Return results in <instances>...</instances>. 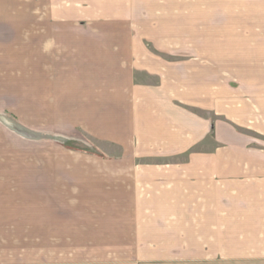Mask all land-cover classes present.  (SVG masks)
Masks as SVG:
<instances>
[{"label":"crops","instance_id":"0c3cea01","mask_svg":"<svg viewBox=\"0 0 264 264\" xmlns=\"http://www.w3.org/2000/svg\"><path fill=\"white\" fill-rule=\"evenodd\" d=\"M7 1L0 134L31 158L0 162V264H264V0ZM135 23L241 36L183 58Z\"/></svg>","mask_w":264,"mask_h":264},{"label":"rangeland","instance_id":"374dc122","mask_svg":"<svg viewBox=\"0 0 264 264\" xmlns=\"http://www.w3.org/2000/svg\"><path fill=\"white\" fill-rule=\"evenodd\" d=\"M13 1L14 3H11ZM42 0H8L7 2H2L1 4V13L2 15L7 16V20L14 22L15 16H23L25 18H30L32 16H37L38 14H41V12L38 10L39 8V3ZM44 2V0H43ZM221 11V9L219 10ZM222 15V13H216L215 16ZM221 21V19H220ZM8 25L11 23H7ZM13 26H19V24H12ZM41 24V29L40 30H45V27L42 26ZM31 24H24V27H31ZM75 26L80 27L82 30H89L95 28L94 24L90 23H85V24H75ZM208 27V32L209 30L211 32L216 33V36L218 37L217 40H212L211 41V47L214 46V48H222L223 47V37H232L233 39L231 40L232 43L240 42L239 37L241 36L240 31L238 30L239 25H235V23L232 24H225V23H217V24H209V25H191L189 24H161V27H163V32L156 38V32L160 29V25L157 24H131V28L134 30H143V36H145V33L148 32L147 34V39H145L142 43L144 47H147L148 49L153 48V49H168L176 54L177 57L182 56L183 58H188L191 57L192 55L198 53V50H200L201 46L199 44L205 42V39H202L203 37L201 35L202 31L204 30V27ZM235 26V27H234ZM254 26V25H253ZM26 30V29H25ZM29 30H31L29 28ZM260 31L264 32V25H261ZM207 32V31H206ZM194 33V34H193ZM173 34V35H172ZM150 35V36H149ZM164 35V37H169L172 35L170 38H165L162 41H160L162 38H159L160 36ZM199 35V36H198ZM236 39V40H235ZM164 44V45H163ZM237 44V46H238ZM153 53V52H151ZM167 53V52H166ZM175 56V55H174ZM0 122L3 124L5 122L4 117L0 115ZM1 133V132H0ZM14 150V151H13ZM11 151L13 153V158L14 159H30L31 158V153L28 154V156L25 158V153L19 152L18 148L13 147L12 145H9L6 140L1 136L0 134V162L4 161L3 157L7 158L11 154ZM15 167L11 168L9 172H14ZM12 174V173H9ZM15 174V173H13ZM58 188V187H57ZM59 190H62V186L58 188ZM58 190V191H59ZM60 205L63 204V202L56 201ZM57 206L56 208H58ZM56 209V210H57ZM18 221L16 222V226L19 230V236H26L28 235L27 231L30 229V225L34 224L33 221H31L30 217L27 216H20L18 217ZM56 219H60L58 216ZM0 223H1V217H0ZM39 228V223H37ZM56 226L59 228L56 229L57 235L61 234L62 229V224L58 223V220L56 221ZM43 233V232H41ZM8 234L0 231V238L1 237H7ZM59 242H57L56 246V252H63L65 250V247L62 245H58ZM26 246H23L25 249H23L25 252L22 254L20 257V264H29L31 259V254L32 250H34L37 246V243L34 242H24ZM46 244V243H45ZM39 246H42V244L39 242ZM12 247H8L9 250H11ZM13 250L16 251V248L13 247ZM32 251V252H31ZM7 252H4L3 256H6ZM19 257V256H18ZM235 264V263H232ZM238 264V263H237ZM254 264V263H253Z\"/></svg>","mask_w":264,"mask_h":264}]
</instances>
